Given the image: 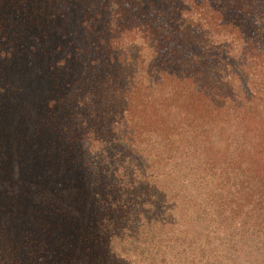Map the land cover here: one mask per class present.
Wrapping results in <instances>:
<instances>
[{
	"label": "trees",
	"instance_id": "obj_1",
	"mask_svg": "<svg viewBox=\"0 0 264 264\" xmlns=\"http://www.w3.org/2000/svg\"><path fill=\"white\" fill-rule=\"evenodd\" d=\"M0 264H264V0H0Z\"/></svg>",
	"mask_w": 264,
	"mask_h": 264
},
{
	"label": "rangeland",
	"instance_id": "obj_2",
	"mask_svg": "<svg viewBox=\"0 0 264 264\" xmlns=\"http://www.w3.org/2000/svg\"><path fill=\"white\" fill-rule=\"evenodd\" d=\"M51 61H53V59L51 60ZM45 68H46V71H48L49 70V67L48 66H45ZM50 72L48 73V75H51L52 74V72H51V70H49ZM40 73V72H39ZM39 73L37 72V74L36 75H34V76H31L30 78H33L34 79V82L35 83H38V85H37V87L36 88H34V86L32 85L31 87L32 88H24L23 90H21V92H19V94H20V97L21 98H24V97H27L28 99H34V100H37V101H42V100H45V98L43 97V94L46 92V90H48L49 89V87L50 86H52V87H54L55 89H57V90H59L57 87H55L53 84L55 83V81H53L52 80V78H53V76H43L44 78H45V81H41L42 79H43V77L42 76H40L39 75ZM35 74V73H34ZM41 74V73H40ZM42 75V74H41ZM40 77V81L38 82V78ZM29 78V79H30ZM31 81V80H30ZM49 86V87H48ZM53 88V89H54ZM37 90V91H36ZM30 93H33V97H35V98H30ZM41 96L43 97V98H41ZM35 105H31L30 106V109L31 110H33L35 107H34ZM17 144V143H16ZM15 143H13V144H11L10 145V147H12L11 149L13 150V152H14V155H15V157H17L19 154L17 153L18 152V147H17V145H16ZM27 153H28V157H29V160H30V162L28 163H26V164H24V167H22L21 168V170L23 171V172H25V173H33L34 172V170L33 169H36V168H38V166H39V164L37 163V162H35L34 163V161H33V157H32V155H31V153H33V149L32 148H30V147H28V151H27ZM37 155H39V152H37ZM41 161V160H40ZM36 166H35V165ZM21 170H20V172H21ZM41 172L43 171V170H40Z\"/></svg>",
	"mask_w": 264,
	"mask_h": 264
}]
</instances>
